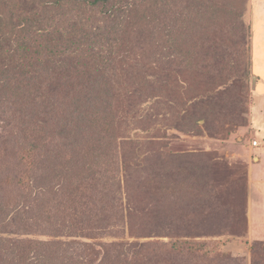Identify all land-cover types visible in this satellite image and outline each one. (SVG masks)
Masks as SVG:
<instances>
[{
    "label": "rangeland",
    "instance_id": "rangeland-1",
    "mask_svg": "<svg viewBox=\"0 0 264 264\" xmlns=\"http://www.w3.org/2000/svg\"><path fill=\"white\" fill-rule=\"evenodd\" d=\"M58 1L0 0V20L11 25L17 22L11 16L20 13L58 19L69 9L72 22L83 19L86 29L99 28L95 35L104 36L107 57L120 56L123 43L126 50L133 45L154 53L157 30L164 36L163 52L173 30L178 43L188 46L170 62L171 79L149 74L154 85L135 94L126 90L129 64L142 58L119 60L123 89L109 94L123 125L116 126L113 142L107 138L108 160L93 168L82 166V153L71 156V147H62L101 138L89 124L75 139L61 140L60 114L47 116L32 103L0 102V264L44 261V251L32 254L43 243L42 250L62 251L52 264H111L106 256L114 257L120 247L110 246L122 242L134 245L128 253L136 252L141 264L148 259L162 264L161 254H150L149 243H168L170 237L251 264L252 246L264 243V178L259 180L264 173L257 171L264 165V0H109L95 6ZM54 104L49 101L47 109L55 111ZM90 189L98 201L103 198L98 209L108 204L116 211L106 230L100 222L91 230L80 223L86 209H79V196L72 194ZM202 261L188 264H212Z\"/></svg>",
    "mask_w": 264,
    "mask_h": 264
},
{
    "label": "trees",
    "instance_id": "trees-1",
    "mask_svg": "<svg viewBox=\"0 0 264 264\" xmlns=\"http://www.w3.org/2000/svg\"><path fill=\"white\" fill-rule=\"evenodd\" d=\"M60 1L57 3L60 4ZM68 1H77L83 5L95 6L100 3H107L109 0ZM191 4L196 5L194 1ZM64 5L66 3L61 4V6ZM118 10L122 9L118 8L115 11H107V15H115ZM36 15H29V13L13 15L11 17L14 20L16 17L17 22L10 21L11 23L8 24H11L12 27L7 24V26L3 25L0 20V92L3 93L0 98H4L0 99V102L3 101L6 105L11 106H14L16 103L18 105L32 103L47 116H52V114L56 113L60 114L61 121L64 122L61 140L75 139L78 132H83L81 131V126L89 124L88 126L93 127L94 131L101 138L94 141L86 140L85 143H81L77 139L75 142L68 143L67 145H63L65 144L63 143L62 147L70 146L69 153L71 156L76 154V152L78 156L82 153L80 158L83 161L82 166L92 163L90 168L96 167L99 163L102 164L103 160H108V152L107 154H104V152H106V144L111 145V143L107 141V138H111L110 140L112 141L116 126L118 127L119 124L123 125V122L119 120L116 114L117 104L109 94L111 91L120 92L123 89L122 84L124 83H121L120 72L118 71V65L121 63L119 60H135L139 56L142 58L141 61L136 60L135 63L129 64V67L133 71L132 76L128 79L129 87L127 86L126 90L133 91V94H135L138 91H147L154 85V82L147 80L149 74L153 78L171 79L170 62L173 63L172 59L174 56L183 55L184 52L180 51V47L188 46V44L186 42L184 44L178 43V38L173 30V33L169 35L171 39L170 47L163 52L164 36L162 32L157 30V39L155 38V41L159 42V44H157L154 53H150L149 55L145 51H139L133 45L129 46L126 50V45L123 43V46L119 45L122 57L121 55L117 56V58L114 56L107 57L103 54L109 52V46L106 45L104 36L100 34L95 35V33H98L95 31H98L99 28L97 27L94 30L93 26H90L86 29L87 27H83L82 24L83 19L72 22L74 17H70L69 9H65V13L60 15L61 17L58 19L55 16H48L46 19H42L41 17H36ZM49 21L51 22L50 26H48L49 29H47L46 25ZM23 22H26L27 25L17 28ZM37 23L41 24L35 28ZM69 26L72 27L69 29ZM174 52L177 53L174 54ZM158 54L159 57H157ZM27 58H29L28 64L26 63ZM187 60V66L189 69H192L190 58ZM10 65H15L14 70L9 68ZM49 91H62V93L56 97V95L50 94ZM49 101L56 103V105H52L55 111L47 109L46 106ZM39 104L41 108L38 107ZM73 105H76V110H72ZM9 111H11V108H8L6 113H9ZM31 113L36 116V111H32ZM66 132L68 133L66 134ZM45 147L47 146L44 144L43 148ZM85 153H87L86 157L84 156ZM62 160H65L64 157H62ZM64 163L65 166L69 164L66 160ZM80 179L82 178L80 177ZM82 182L86 183L87 179H83ZM93 187H95V184ZM98 187L101 190L109 191V189L102 188L100 185ZM161 188L175 194L177 193L176 188L173 187ZM91 190L88 193H78L75 190L73 194L71 193L73 196L74 193L77 197L79 196L77 202L79 209H86L81 213L80 223L83 228L86 227V229L91 230V224L100 222L102 226L105 225V227H102L103 230H106L111 226L109 222L114 218L112 214L116 211L112 209V206H107L108 204L99 207L100 211H98L97 202L103 201V198L98 201V194L91 193ZM106 191H103L102 194L108 193ZM84 199L87 200L84 203H80ZM202 208L199 206L192 209L193 216L199 213L198 211ZM163 213L171 215L168 210L166 212L163 211ZM211 215L212 212L208 213L204 218L205 221L210 219ZM179 218L183 220V216ZM204 219L201 218L199 221H203ZM164 224H167V222L158 223L157 226L159 228ZM172 238L170 237L171 241L168 243H149L150 248L148 250H151L150 254L153 252V255L155 252L157 257L161 254L160 259H162V264H188V261H196L197 259H202V262L212 264H247L243 258L237 259L232 255L224 253L216 255L206 250L205 253L203 251L204 244L202 246L199 243L182 241L179 238L172 240ZM257 244V246L255 244L251 248V264H264V243ZM44 245L46 244L43 243L42 246L40 244V247H37L39 244H36L35 251L32 254H39L44 251L47 259L44 261L38 259V261H29V264H52L53 260L59 261L62 259L60 257L62 256L60 255L62 252L60 249L58 252L56 249H53L52 253L50 248L42 250ZM49 245L54 246L56 243ZM110 247H120V249L116 251L114 257L107 255L105 259L106 263L133 264L135 262L136 264L137 262V264H141L136 252L133 254L128 253L129 250L134 249L132 243L122 242ZM4 249L6 250V247ZM157 257H155V260ZM129 259L131 262L128 261ZM208 259L211 260L209 261ZM7 261H4V264H8ZM150 262V259H148L146 264Z\"/></svg>",
    "mask_w": 264,
    "mask_h": 264
},
{
    "label": "crops",
    "instance_id": "crops-1",
    "mask_svg": "<svg viewBox=\"0 0 264 264\" xmlns=\"http://www.w3.org/2000/svg\"><path fill=\"white\" fill-rule=\"evenodd\" d=\"M260 66H261V67H260ZM260 66H259L260 68L264 69V63H263V62L260 63ZM260 68H259V69H260ZM253 169H254V170L256 169L255 166H253ZM255 171H256V170H255ZM257 171H259V173H260L259 176H261V175L264 173V165L262 164L259 168H257ZM261 178L263 179L264 177H263V176L259 177V180H260ZM263 207H264V206H263Z\"/></svg>",
    "mask_w": 264,
    "mask_h": 264
},
{
    "label": "built area",
    "instance_id": "built-area-1",
    "mask_svg": "<svg viewBox=\"0 0 264 264\" xmlns=\"http://www.w3.org/2000/svg\"><path fill=\"white\" fill-rule=\"evenodd\" d=\"M253 144H254V146H257V145H258V143H257V142H254Z\"/></svg>",
    "mask_w": 264,
    "mask_h": 264
}]
</instances>
